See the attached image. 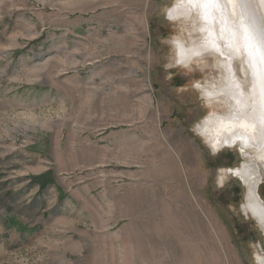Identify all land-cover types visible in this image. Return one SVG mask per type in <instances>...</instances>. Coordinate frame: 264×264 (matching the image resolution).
Segmentation results:
<instances>
[{"label": "rangeland", "instance_id": "obj_1", "mask_svg": "<svg viewBox=\"0 0 264 264\" xmlns=\"http://www.w3.org/2000/svg\"><path fill=\"white\" fill-rule=\"evenodd\" d=\"M175 1L0 0V264L264 255L229 172L244 154L196 129L223 104L198 88L221 80L222 59L179 65L174 40L200 36L196 15L168 20Z\"/></svg>", "mask_w": 264, "mask_h": 264}, {"label": "bare ground", "instance_id": "obj_2", "mask_svg": "<svg viewBox=\"0 0 264 264\" xmlns=\"http://www.w3.org/2000/svg\"><path fill=\"white\" fill-rule=\"evenodd\" d=\"M192 14L199 21L200 40H174L179 65L187 67L206 54L222 59L221 80L198 88L209 105L218 99L223 104L196 129L216 152L241 149L244 161L229 172L247 187L243 209L264 232V201L257 192L264 174V0H176L166 10L173 22ZM257 263L264 264V255L257 256Z\"/></svg>", "mask_w": 264, "mask_h": 264}, {"label": "water", "instance_id": "obj_3", "mask_svg": "<svg viewBox=\"0 0 264 264\" xmlns=\"http://www.w3.org/2000/svg\"><path fill=\"white\" fill-rule=\"evenodd\" d=\"M247 192H248V190H247Z\"/></svg>", "mask_w": 264, "mask_h": 264}]
</instances>
